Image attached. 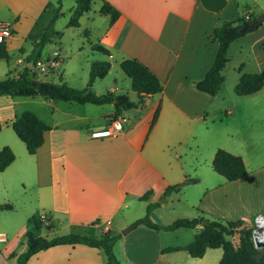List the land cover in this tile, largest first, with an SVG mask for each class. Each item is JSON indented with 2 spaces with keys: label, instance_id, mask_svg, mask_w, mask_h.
Listing matches in <instances>:
<instances>
[{
  "label": "crops",
  "instance_id": "obj_1",
  "mask_svg": "<svg viewBox=\"0 0 264 264\" xmlns=\"http://www.w3.org/2000/svg\"><path fill=\"white\" fill-rule=\"evenodd\" d=\"M105 1L119 11L111 25L108 18L98 37V42L110 52L109 55L104 54L106 58H114L112 62L118 65L124 58L137 59L157 76L163 88L157 94L143 96L142 106L123 111L117 117L124 119L122 128L105 136H92V132L110 127L114 120L112 103L80 104L36 96L46 101L42 102L45 105L43 113L36 114L49 129L44 132L42 145L34 154H28L30 156H27L25 145L17 136L20 141L9 137L0 145L8 144L15 156L0 171V211L11 208L2 202L9 200L10 188L13 184L15 186V181H25V184L28 181L35 188V214L31 218L36 217L40 227L35 228L32 222L28 225L34 232L43 225L53 230L57 223L61 224L62 228H68L70 241L38 251L25 264L106 263L101 246L73 243L71 236L75 231L93 237H99L105 231L120 234L113 245L115 253L116 247L126 241L120 233L121 228L141 219L138 214L143 206L146 209L148 203L158 202L165 188L175 183H182V186L177 192L165 196V214L184 209L189 212L187 214L194 211L197 216L202 214L226 221L243 219L252 222L253 216L264 212V149L259 150L257 144L250 142L252 138L260 137L264 143V85L253 94L238 95L240 100H233L227 110L231 120L236 122V128L229 136L238 141L233 143L231 140L230 146L224 148L243 158L247 169L243 177L228 181L213 170L211 162L218 148L216 145L209 153L205 167L201 166L200 160L186 166L180 151L172 150L175 144H181L188 136L197 147L192 123L202 120L207 108L217 99L218 94L211 96L188 84L190 80L202 78L213 62L217 43L211 42L209 37L214 27L245 13H264V0ZM52 6V0H0V21L12 26V35L5 43L8 54L13 49L19 53L29 50L23 47V40L42 19L41 27L45 26L47 20L42 17L47 7ZM237 41H242L238 46L240 50L245 45L252 49L257 63L256 72L261 71L264 68V24L232 41L227 50ZM25 58H17L16 63H21V67L14 72L8 63L10 57L0 59V79L17 77L25 65ZM109 62L108 73L112 68V62ZM242 70L244 64L240 72H247ZM59 73L58 70L55 74L61 79ZM104 77L97 78L91 86L97 94L110 91L115 95L127 94L135 102L139 100L134 91L122 86H96ZM21 97L30 96L0 95L1 126L10 124L14 116L22 112L18 109L24 101ZM157 108L158 113L152 123ZM251 153L254 157L249 165L247 160ZM17 154L19 161L16 163ZM187 179H193V182L186 183ZM148 190L151 194L141 200L140 196ZM162 207L160 202L153 211ZM187 214L184 216H190ZM158 220L154 218L153 221ZM200 227L173 230L179 234L181 229L191 231L181 232L188 236L186 243L173 245L162 241L165 230H154L138 223L133 229L139 231V236L142 234L150 239L155 254L145 257L144 261H131L133 264H153L160 258L178 259L168 255L181 253L184 255L181 257L183 264H217L222 254L216 250L221 247L207 248L202 257H192L185 250L161 251L167 246L187 244ZM145 248L140 247L139 253L147 256ZM25 249L24 243L17 253L13 252L15 256L9 257L13 264H18L16 255Z\"/></svg>",
  "mask_w": 264,
  "mask_h": 264
},
{
  "label": "trees",
  "instance_id": "obj_2",
  "mask_svg": "<svg viewBox=\"0 0 264 264\" xmlns=\"http://www.w3.org/2000/svg\"><path fill=\"white\" fill-rule=\"evenodd\" d=\"M58 1L60 4V0ZM93 1L95 0H75V6L72 9L71 16L66 22V26L78 27L79 18L91 9ZM101 1L102 4L98 12L100 14L109 15V25H111L119 16V11L107 1ZM59 14L60 12L56 10L52 17V21H50L48 27L39 35L38 40H36L33 35H29L34 41L33 47L26 57L25 65L17 77L7 76L4 79H0V95H9L11 97L42 96L48 100H61L80 104L112 103L114 106L112 118L117 119L123 111L142 106L143 96L154 95L162 91L163 87L157 76L146 65L135 58L122 59L119 62V67L130 79L131 90L139 97L137 102L131 100L127 94L115 95L110 91L97 94L91 89L93 82L97 78H103L108 73L111 64L107 60L91 62L86 85L80 89L68 85L65 81L52 82L37 78L33 71V66L41 57L45 43L61 35L60 31H56L53 28V21ZM254 18L255 16L253 14L245 13L238 18L224 20L214 27L209 37L211 42L217 43V51L213 62L202 78L189 81L188 84L190 87L211 96L216 95L224 80L221 70L228 62L227 49L232 41L247 33L241 32L240 29ZM6 42L7 41L0 43V59L9 58ZM92 50L101 52L105 55L110 54L109 50L99 42L92 45ZM28 63H31L32 66L29 67ZM241 69L242 65L238 67L239 72ZM263 85L264 68L256 73L242 72L234 86V92L237 95H249L260 90ZM157 113L158 108L154 112L152 123ZM10 126L15 135L24 143L28 154H34L37 151L43 143L44 132L49 129V126L43 120L34 112L28 110L16 114L10 122ZM14 157V153L9 146L5 145L0 148V171H3L14 160ZM211 165L216 173L222 175L228 181L239 179L247 173L243 158L222 148L216 149ZM181 186L182 183L168 185L162 195L167 196L172 192H177ZM150 194L151 191L148 190L145 194L140 196V199L145 200ZM158 205L159 202L148 203L144 216L139 219L138 222L154 230L165 231H172L178 228H194L197 225H201L203 221L206 222L190 242L182 246L164 247L161 249L162 252L185 250L192 257H202L207 248L221 247L223 253L217 264H254L247 253L238 252L234 248L232 242L223 237V235L238 233L242 240L247 241L253 226H247L248 223L251 222L250 220L239 219L223 222L196 216L192 218H177L168 224H164L153 221L150 216L153 209ZM28 222H32L37 229L40 227V221L36 217L30 218ZM24 237L26 249L16 255L18 264H25L30 256L40 250L59 244H66L70 241L68 234L47 239L35 235L33 231L28 229L24 232ZM119 237L120 234H111L109 231H105L99 237H93L98 243L86 244L101 246L106 256V264H120L113 251V245ZM71 240L73 241V235L71 236ZM10 256H15V254L10 253Z\"/></svg>",
  "mask_w": 264,
  "mask_h": 264
},
{
  "label": "rangeland",
  "instance_id": "obj_3",
  "mask_svg": "<svg viewBox=\"0 0 264 264\" xmlns=\"http://www.w3.org/2000/svg\"><path fill=\"white\" fill-rule=\"evenodd\" d=\"M52 2L53 6L47 7V10L42 17L46 18L47 20L45 26L41 27V25H43L42 19L39 23H37V27H33V29L27 34L26 38L22 42L23 47H25L26 50H29L22 53H19V50L17 49L9 51V66H11L13 72L15 71L14 69H19V67H21V63H16L17 58H24L25 56L27 57V54L30 53L33 47L34 40L29 35H33L34 38L38 40L39 35L48 27L50 21H52V17L54 16L55 11L60 10L59 16L53 21V28L56 31H60L61 35L59 37H54L51 41L45 43L42 50V53L44 55H41L40 59L45 60L46 57L52 56L50 55L52 52L58 50L61 65L59 68L57 67L56 69H53L47 73L38 72L34 68V66L33 71L35 72V76L41 80L43 79L45 81L53 82L66 81L67 84L72 87L79 89L83 88L85 87L86 80L88 79V69L91 62L102 60H109L111 62L114 61V58L108 59L103 53L92 50V45L98 42L99 35L103 32L104 28L107 25L109 15L100 14L98 12L99 8L101 7L102 1L95 0L91 5V9L79 18L78 27H67L66 22L72 14V8L75 6V0H60V4L58 0H52ZM255 13L256 14L254 16L256 17L258 13ZM241 42L242 41H237L236 43H234V45H232L229 51L227 50L228 62L221 71L224 80L221 84L219 92L216 93L218 94L217 99L214 101L212 106L207 108L206 114H203L204 118L202 120L198 119L196 122L192 123V126H195L194 133L197 137V147L196 145H194V140L190 139V136H188L185 141H183L181 144H175V147L172 148L173 151H180V155L182 158L185 157L184 160L186 161V166L196 164L200 160L201 166L205 167L207 166L209 161V153L215 145L218 148L225 149L224 147L230 146L232 142L231 140H234L233 143L238 141L237 138L235 139V137L231 138L229 136L230 133H233L234 129L236 128V122L232 121L231 117H229V115L227 114L230 103L233 100H240V97H238V95L234 92V86L237 83L239 75L241 73L239 72L238 67L244 64V70L242 71H257L256 58L252 49H250L248 45H245L244 49L240 50L238 46ZM25 61L26 58L23 60V63H25ZM58 70L60 72L59 74H61V79L57 74H55L58 72ZM130 83V79L120 69L119 65L112 62V68L110 72L107 73L104 79L98 81L96 86L106 87L109 84H113L116 86H122V88L124 89L128 88L130 90ZM21 98H23L22 100L24 101L20 103L18 109H21L22 111H32L35 114L38 113L39 115L45 110V105L42 102L46 101H44L42 97L34 96ZM33 98H35L33 101L27 100ZM1 127L2 129L0 132V145H2L4 141H7V138L9 137L17 138L10 124H4V126ZM255 127H257V125ZM17 140L19 139L17 138ZM20 142L23 144L22 141ZM250 142L252 144H257V149H264V143H262L260 137L256 139L252 138ZM5 145L9 146L8 144H4L3 146ZM3 146H0V148H2ZM198 151L200 152L199 155H197ZM254 152L257 151H253V153ZM26 154L27 156H30L28 155V153ZM253 157L254 156L251 153L247 160L249 165L252 162ZM18 161L19 155L17 154L16 163ZM15 182V186L13 187V184L12 188H10L9 200L2 202L3 204L10 205L11 208L0 211V233H3L5 236V241H0V264H13V260L9 258L10 253H17L23 247L24 243L26 244L25 238L23 236V232L25 230L28 229L33 231V229L28 225V220L32 215L35 214L34 208L36 205L33 204V196L35 193L34 184L29 183L28 181L26 182V184L23 183L25 181ZM158 202H162L163 207L158 211H153L154 216L152 215V219H159L158 222L160 223L168 224L177 218H192L197 216V213H195L194 211H192V214H187L189 212L184 209L174 212L171 211L165 214V196L160 195V197L158 198ZM144 213L145 206H143L138 215H140V217H143ZM186 214L190 216H184ZM198 216L207 218L209 220L215 219L223 222L226 221L225 219L212 218L202 214H198ZM138 221L139 220L134 221L131 224H134ZM54 223H57V221H54ZM249 225H252L251 222L248 223L247 226ZM124 228L122 227L121 230ZM200 228H202V225ZM172 231H164L162 233L163 235L161 239L164 243H186L185 241H187L188 236L181 232H191L189 231V229H181V231H179L180 234ZM34 232L42 237L50 239L55 236L67 234L68 228L64 229L62 228L61 224L59 225L57 223L56 227L53 230H48L43 225L40 230H34ZM75 233L84 234L79 231H75ZM138 234L139 231L137 229H132L124 235L126 238L125 243H120V246L116 247L115 256L120 264H133L131 259L144 261L146 259L145 257L154 256L155 247L151 246L150 239L145 238L142 234L141 236H139ZM223 237L230 240L234 248L238 252L247 253L249 258L253 260L254 264H264V243L261 246H255L251 239V233L247 241L242 240L238 233H235L233 235H223ZM121 246L123 248H121ZM143 246L146 247L144 250H146L149 256H146L145 253L142 255L139 253L140 247ZM216 252L222 254V249L219 248L216 250ZM168 256L178 257V259L169 260L168 257H165L160 258L158 261H156V263L154 262L153 264L184 263V261L181 259V257H183L184 255H182L181 253H173ZM150 259L151 258H149L148 260Z\"/></svg>",
  "mask_w": 264,
  "mask_h": 264
},
{
  "label": "built area",
  "instance_id": "obj_4",
  "mask_svg": "<svg viewBox=\"0 0 264 264\" xmlns=\"http://www.w3.org/2000/svg\"><path fill=\"white\" fill-rule=\"evenodd\" d=\"M12 35V26L10 23L0 21V43L5 42ZM50 57H46L45 60L38 59L34 65V68L41 73H47L53 69L59 67L60 58L59 52H52ZM124 119L117 118L112 120L110 127L104 130H97L92 132V136H105L110 135L113 131H119L122 128V122ZM253 229L251 232V239L255 246L264 243V212L258 213L252 218ZM5 236L0 233V241H4Z\"/></svg>",
  "mask_w": 264,
  "mask_h": 264
},
{
  "label": "water",
  "instance_id": "obj_5",
  "mask_svg": "<svg viewBox=\"0 0 264 264\" xmlns=\"http://www.w3.org/2000/svg\"><path fill=\"white\" fill-rule=\"evenodd\" d=\"M263 23H264V13H261V14L257 15L254 19H252L250 22H248L247 24L242 26L240 31L241 32H249L251 30L258 28ZM28 66L31 67L32 64L28 63ZM185 182L191 183V182H193V179H187V180H185ZM138 223L139 222H135L134 224H131L130 226L125 227L124 229L121 230V234L122 235L127 234L129 231H131L133 228H135ZM205 223L206 222L203 221L201 225L203 226ZM73 242L75 244L98 243L92 236H89L86 234H80V233H74L73 234ZM261 245L262 244H258V246H261Z\"/></svg>",
  "mask_w": 264,
  "mask_h": 264
}]
</instances>
